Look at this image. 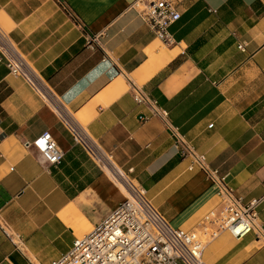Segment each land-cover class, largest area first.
<instances>
[{
  "label": "crops",
  "instance_id": "crops-1",
  "mask_svg": "<svg viewBox=\"0 0 264 264\" xmlns=\"http://www.w3.org/2000/svg\"><path fill=\"white\" fill-rule=\"evenodd\" d=\"M138 1L0 0V26L173 228L196 229L219 202L183 148L203 156L244 202L260 198L264 228V0H172L180 18L169 47L139 17ZM129 81L167 112V126L139 120L150 113ZM172 129L186 147L176 146ZM43 132L64 153L57 168L24 145ZM122 200L57 116L0 62V264H51ZM202 258L264 264V244L254 233L222 232Z\"/></svg>",
  "mask_w": 264,
  "mask_h": 264
},
{
  "label": "built area",
  "instance_id": "built-area-1",
  "mask_svg": "<svg viewBox=\"0 0 264 264\" xmlns=\"http://www.w3.org/2000/svg\"><path fill=\"white\" fill-rule=\"evenodd\" d=\"M134 7L164 46L174 44L169 28L179 20L180 13L172 0H139ZM0 62L5 64L9 74L21 78L57 116L70 133L74 144L80 146L104 173L103 166L110 168L114 179L123 185L122 193L119 183L105 173L120 190L123 200L51 264H206L202 258L203 251L222 232H228L236 239L254 233L257 241L264 244V228L258 222L257 212L261 199L244 202L236 196L225 184L224 177L219 176L217 170L208 168L203 156L183 148L186 146L176 129L171 130L176 138V146L186 150L184 155L190 154L193 165L202 170L216 187L219 199L218 205L202 217L196 229L190 231L173 228L153 207L146 191L132 178V170L124 171L114 166L110 160L111 154H105L84 126L73 118L1 26ZM133 97L138 104L145 105L150 113V116L139 117L140 121L156 117L168 125L167 112L155 101L139 89L133 90ZM208 127L211 128L212 124ZM24 145L38 153L42 165L57 168L63 160L64 153L49 132H43Z\"/></svg>",
  "mask_w": 264,
  "mask_h": 264
},
{
  "label": "bare ground",
  "instance_id": "bare-ground-1",
  "mask_svg": "<svg viewBox=\"0 0 264 264\" xmlns=\"http://www.w3.org/2000/svg\"><path fill=\"white\" fill-rule=\"evenodd\" d=\"M128 89L130 90V89H132V90H134V89H138V87L136 86V84L135 83H132L131 81H129V85H128ZM110 158V157H109ZM110 160H111V162H112V156H111V158H110ZM113 163V162H112ZM115 166V165H114ZM116 167V166H115ZM118 168V167H117ZM103 169H104V171H105V173L107 174V175H109L117 184H118V186H119V189L122 191V193H123V185L120 183V182H118V180L116 179H114V176H113V174H112V172H111V170H110V168H108V167H106V166H103ZM120 169V168H119ZM116 178V177H115Z\"/></svg>",
  "mask_w": 264,
  "mask_h": 264
}]
</instances>
